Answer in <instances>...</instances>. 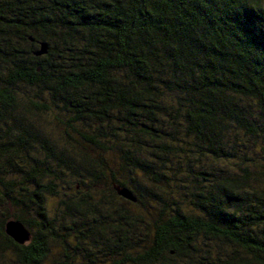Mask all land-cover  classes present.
Segmentation results:
<instances>
[{"label":"trees","instance_id":"1","mask_svg":"<svg viewBox=\"0 0 264 264\" xmlns=\"http://www.w3.org/2000/svg\"><path fill=\"white\" fill-rule=\"evenodd\" d=\"M51 253L264 264V0H0V264Z\"/></svg>","mask_w":264,"mask_h":264},{"label":"water","instance_id":"2","mask_svg":"<svg viewBox=\"0 0 264 264\" xmlns=\"http://www.w3.org/2000/svg\"><path fill=\"white\" fill-rule=\"evenodd\" d=\"M48 50V46L46 43H41L40 49L35 53L36 55L45 54ZM117 193L131 201H136V197L132 194V192L122 186H115ZM5 232L8 236H10L16 243L25 244L31 240L32 234L31 230L20 220L16 218H11L7 221L5 226Z\"/></svg>","mask_w":264,"mask_h":264},{"label":"rangeland","instance_id":"3","mask_svg":"<svg viewBox=\"0 0 264 264\" xmlns=\"http://www.w3.org/2000/svg\"><path fill=\"white\" fill-rule=\"evenodd\" d=\"M56 255H57L56 253H51L49 255V258L44 262V264H50L53 261V259L56 258Z\"/></svg>","mask_w":264,"mask_h":264}]
</instances>
